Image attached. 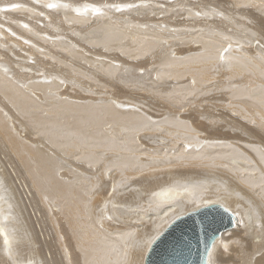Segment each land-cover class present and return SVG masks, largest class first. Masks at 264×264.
<instances>
[{"label": "bare ground", "instance_id": "1", "mask_svg": "<svg viewBox=\"0 0 264 264\" xmlns=\"http://www.w3.org/2000/svg\"><path fill=\"white\" fill-rule=\"evenodd\" d=\"M212 203L208 263L264 264V0H0V264H145Z\"/></svg>", "mask_w": 264, "mask_h": 264}, {"label": "water", "instance_id": "2", "mask_svg": "<svg viewBox=\"0 0 264 264\" xmlns=\"http://www.w3.org/2000/svg\"><path fill=\"white\" fill-rule=\"evenodd\" d=\"M232 215L223 205L212 203L177 218L156 238L145 264H209L211 241L230 226L220 221Z\"/></svg>", "mask_w": 264, "mask_h": 264}, {"label": "snow or ice", "instance_id": "3", "mask_svg": "<svg viewBox=\"0 0 264 264\" xmlns=\"http://www.w3.org/2000/svg\"><path fill=\"white\" fill-rule=\"evenodd\" d=\"M12 7H14V8L15 7H19V5H12ZM49 7L50 8H55V7H57V5L56 4H50ZM128 7H131V5H128ZM97 11H98V9H97Z\"/></svg>", "mask_w": 264, "mask_h": 264}, {"label": "rangeland", "instance_id": "4", "mask_svg": "<svg viewBox=\"0 0 264 264\" xmlns=\"http://www.w3.org/2000/svg\"><path fill=\"white\" fill-rule=\"evenodd\" d=\"M11 171V170H10ZM194 188V187H193ZM194 194H193V196L195 195V190H194V192H193ZM29 198H30V196H29ZM148 198V197H147ZM39 227V226H38ZM39 230H40V228H39ZM42 238H43V236H42Z\"/></svg>", "mask_w": 264, "mask_h": 264}]
</instances>
